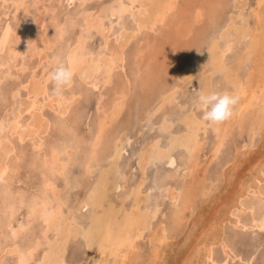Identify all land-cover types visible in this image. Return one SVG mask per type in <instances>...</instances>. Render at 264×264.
I'll list each match as a JSON object with an SVG mask.
<instances>
[{"label":"bare ground","instance_id":"bare-ground-1","mask_svg":"<svg viewBox=\"0 0 264 264\" xmlns=\"http://www.w3.org/2000/svg\"><path fill=\"white\" fill-rule=\"evenodd\" d=\"M254 1L0 0V264H173L215 198L198 264H264V152L219 190L264 141ZM210 92L239 97L228 120L202 119Z\"/></svg>","mask_w":264,"mask_h":264},{"label":"rangeland","instance_id":"rangeland-1","mask_svg":"<svg viewBox=\"0 0 264 264\" xmlns=\"http://www.w3.org/2000/svg\"><path fill=\"white\" fill-rule=\"evenodd\" d=\"M252 3H255L254 0H251ZM108 19V18H107ZM108 21V20H107ZM126 21V19L124 20ZM122 23H125L122 21ZM96 41L97 39L94 40V44L96 46ZM193 84H195V82H193ZM196 85V84H195ZM194 87V85H193ZM5 107L0 103V110H3ZM176 127V125H175ZM242 142L246 143V138H242ZM263 142V143H262ZM262 145V146H261ZM135 150V146H131L130 147V151ZM260 152H264V141L261 140V137L260 135L256 136L255 138V144L254 146L252 147V149H250L246 154L245 156H242V159L244 161H242V163L239 164V166L236 168V170L234 171L235 173H233V176L232 178L234 179H227L226 181H224L219 190L221 189L222 193H221V196H225L227 194H229L231 191H236L237 188L239 187V183L241 182L240 179H244L248 176V174L250 173L251 171V168L253 166L254 163L257 162V159L259 157V153ZM258 155V156H257ZM252 158V159H251ZM256 158V159H255ZM255 159V160H254ZM241 168V169H240ZM241 170V171H240ZM80 170H78L77 168L74 170V172L72 173L73 176H77L78 173H79ZM239 172V173H238ZM81 173V172H80ZM238 173V174H237ZM236 174V175H235ZM242 174V175H241ZM152 176L154 175L151 174ZM155 176V175H154ZM153 176V178H154ZM242 176V177H241ZM246 176V177H245ZM239 177V178H238ZM137 179V173L135 175H132V180L131 181H136ZM238 179V180H237ZM236 181V182H235ZM239 181V182H238ZM234 184H235V187H234ZM72 185V184H71ZM231 189V191H229ZM217 190V192L219 191ZM216 194V193H215ZM0 199H5V197H3V195L0 194ZM219 202V204H218ZM220 202L221 200L219 199H209L208 201H204L203 204L199 207V209L197 210V214L195 213L193 215V229L194 231H190L188 232V235H187V238L185 240H183V237H181V239L178 240V244L176 246V249L173 253H170L169 254V262L172 261L173 264H182L183 263V260H185V258H187V255H192V254H195L194 257H192L191 260H189V264H198L200 261H201V253H195V250L197 249H200L201 245L200 246H197L199 245L200 243H204L205 242V239L207 238L206 235L207 234H204L206 232V230L209 228V226L211 225V221H210V217H212V213L214 211V209L216 210L217 208L221 207L220 205ZM214 208V209H213ZM212 209V210H211ZM200 212V213H199ZM210 215V217H209ZM207 217V219H206ZM214 218V216H213ZM201 228V229H200ZM207 228V229H206ZM199 231V232H198ZM193 233V234H192ZM239 233V232H238ZM250 231H243V232H240L239 234L241 235V237L245 238L246 241H242L241 245H242V252L244 254H249V253H252V247H251V240H253V238L256 236L253 235V237L250 235ZM199 234V235H198ZM202 234L205 236H202ZM191 235V236H190ZM194 235V236H193ZM259 235V238H261L260 236H263L260 235V233L258 234ZM190 237V238H189ZM192 238V240H191ZM196 238V239H195ZM204 241H203V240ZM206 241H208L206 239ZM183 244V245H182ZM192 244V245H191ZM194 245V246H193ZM193 246V248H192ZM180 250V251H179ZM189 251V252H188ZM184 252V253H183ZM262 252V251H261ZM260 252V253H261ZM183 253V254H182ZM191 253V254H190ZM257 256L259 257L260 253L259 252H256ZM173 254V255H172ZM177 254V255H176ZM200 254V255H199ZM183 257H182V256ZM196 256V258H195ZM262 257V255L260 256V258ZM196 260H195V259ZM193 259H194V262H193ZM174 260V261H173ZM263 261H261L260 263H262ZM187 264V263H186ZM232 264H240L238 261L232 263Z\"/></svg>","mask_w":264,"mask_h":264},{"label":"clouds","instance_id":"clouds-1","mask_svg":"<svg viewBox=\"0 0 264 264\" xmlns=\"http://www.w3.org/2000/svg\"><path fill=\"white\" fill-rule=\"evenodd\" d=\"M53 94H60L73 80L72 70L63 63L57 62L49 74ZM239 97L227 92L201 93L197 103L203 110L202 119L210 124H219L228 120Z\"/></svg>","mask_w":264,"mask_h":264}]
</instances>
